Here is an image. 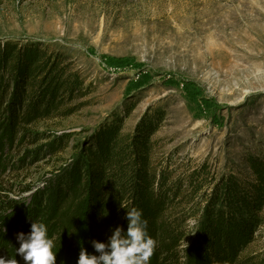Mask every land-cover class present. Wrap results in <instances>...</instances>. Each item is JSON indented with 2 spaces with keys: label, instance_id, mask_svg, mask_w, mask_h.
<instances>
[{
  "label": "rangeland",
  "instance_id": "374dc122",
  "mask_svg": "<svg viewBox=\"0 0 264 264\" xmlns=\"http://www.w3.org/2000/svg\"><path fill=\"white\" fill-rule=\"evenodd\" d=\"M246 1L0 0V42L60 54L89 92L68 117L27 127L37 143L20 133L9 141L0 125L3 212L32 205L100 130L132 134L145 116L160 120L153 159L174 179L205 171L201 195L230 174L251 181L249 159L264 160V32L250 39L248 28L251 18L264 26V8ZM57 141L65 149L51 155ZM261 219L244 253L252 264H264V211Z\"/></svg>",
  "mask_w": 264,
  "mask_h": 264
},
{
  "label": "trees",
  "instance_id": "16d2710c",
  "mask_svg": "<svg viewBox=\"0 0 264 264\" xmlns=\"http://www.w3.org/2000/svg\"><path fill=\"white\" fill-rule=\"evenodd\" d=\"M85 84L72 63L43 45L0 42V125H6L5 137L13 141L20 133L37 143L38 135L26 128L75 113L70 105L88 95ZM159 123L145 116L132 134L122 133L120 126L105 127L27 209L4 213L0 207V256L15 255L25 264L15 254L17 234L29 233L33 220H43L55 241L56 264H77L81 247L94 253L91 241L107 242L116 226L127 229L124 204L141 209L148 221V233L156 240L150 264H252L244 253L262 221L264 160L249 159L251 181L230 174L210 188V195H201L205 171L174 179L173 172L155 164L151 137ZM47 148L51 155L65 149L62 141Z\"/></svg>",
  "mask_w": 264,
  "mask_h": 264
},
{
  "label": "clouds",
  "instance_id": "9594fccd",
  "mask_svg": "<svg viewBox=\"0 0 264 264\" xmlns=\"http://www.w3.org/2000/svg\"><path fill=\"white\" fill-rule=\"evenodd\" d=\"M126 208L127 229L116 226L107 242L91 241L94 253L81 247L77 264H150L156 240L149 235L148 221L137 207ZM107 213H105L106 215ZM19 247L15 254L23 257L25 264H56L57 252L54 251L55 241L49 236L48 225L43 220H33L31 231L17 234ZM0 264H19L14 256H0Z\"/></svg>",
  "mask_w": 264,
  "mask_h": 264
},
{
  "label": "bare ground",
  "instance_id": "6f19581e",
  "mask_svg": "<svg viewBox=\"0 0 264 264\" xmlns=\"http://www.w3.org/2000/svg\"><path fill=\"white\" fill-rule=\"evenodd\" d=\"M248 1V0H247ZM246 1V2H247ZM249 1H251V0H249ZM248 1V2H249ZM257 4L256 5H259V6H262L263 8H264V0H256L255 1ZM254 3V2H253ZM251 4V3H250ZM263 17H264V14L262 15ZM174 17V16H173ZM164 23V24H163ZM161 25H162V27H163V29L165 30V29H167V30H169L170 28H171V26H172V24H173V22H171L170 20H168V21H165V22H163ZM249 32H248V37L250 38V39H253V35L254 36H262V34H263V32H264V26L261 24V23H259V20H257V19H252L251 18V20L249 21Z\"/></svg>",
  "mask_w": 264,
  "mask_h": 264
}]
</instances>
